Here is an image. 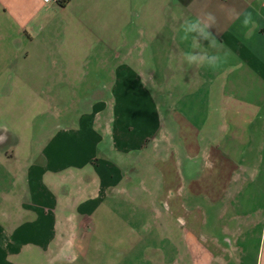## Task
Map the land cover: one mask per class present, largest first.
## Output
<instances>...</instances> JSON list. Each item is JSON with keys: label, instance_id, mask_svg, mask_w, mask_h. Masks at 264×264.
<instances>
[{"label": "crops", "instance_id": "obj_1", "mask_svg": "<svg viewBox=\"0 0 264 264\" xmlns=\"http://www.w3.org/2000/svg\"><path fill=\"white\" fill-rule=\"evenodd\" d=\"M80 1L65 0L61 5L45 0H0V51L50 44L46 35L59 14L57 9ZM153 2L162 6L157 19L176 21L166 32L147 31V36L154 37L145 43L152 53L171 37L167 51L178 55L175 62L158 66L162 69L159 91L150 89L157 70L148 62L133 61L130 48L126 61L119 60L114 72L115 108L105 111L107 105L99 103L83 115L78 133L87 128L80 141L89 149L81 160L70 157L71 149L79 144L76 137L66 135L74 130L59 126L45 145L43 160L38 150L35 153L34 160L42 166L26 162L20 176H0L5 188L0 189V197L15 205L14 215L6 217L18 228L9 235V244L32 242L48 264H75L76 246L88 243L85 228L97 215L98 201L127 193L133 199L156 197L159 205L154 210L174 218L162 225L171 234L174 254L188 264H264V0H148V10H155ZM205 13L216 20L209 31L232 53L215 71L189 66L183 58L188 45L181 40V24ZM246 13L253 14L257 26L242 27ZM144 16L153 18L148 13ZM202 44L207 47L209 41ZM70 62L63 64L69 67ZM171 77L186 86L198 85V91L207 87L203 98L208 101L207 127L202 130L209 132V139L201 142L203 131L189 118H172L171 108L164 104L168 93L163 85L171 83ZM218 82L222 88L216 101ZM215 115L223 119V125L212 128ZM190 116L195 119L198 114ZM93 127L101 134L93 133ZM11 134L6 128L0 130V154L7 158H14V149L22 145V139ZM11 139L12 146L6 148ZM88 139L93 140L91 147ZM105 139L108 150L95 159V150ZM74 169L80 171V181L89 179L87 172L94 174L79 192L72 190L69 173ZM185 175L191 178L186 186ZM20 178L25 188L8 189L10 180ZM185 195L190 197L191 208L183 201ZM200 197L205 205L198 203ZM5 206L1 209L9 211ZM205 209L213 217L208 224L201 221ZM205 226L217 229L221 237L212 233L205 237ZM178 231L179 237H174ZM0 238L5 240L1 227ZM166 253H159V264H168V259L179 264V256ZM14 254L19 253L12 250L9 257H18Z\"/></svg>", "mask_w": 264, "mask_h": 264}, {"label": "rangeland", "instance_id": "obj_2", "mask_svg": "<svg viewBox=\"0 0 264 264\" xmlns=\"http://www.w3.org/2000/svg\"><path fill=\"white\" fill-rule=\"evenodd\" d=\"M152 5L154 11L148 10V0H81L65 10L57 9L59 14L55 16L54 25L46 35L50 44L37 45L33 49L25 47L22 50L0 51V130L6 128L11 135L22 139V145L14 149V158L0 154L2 178L7 179L13 173L20 176L26 162L42 166L40 161L34 160L35 153L38 150L39 159H42L48 139L59 126L65 130L72 128L74 132L66 137L78 139L79 145L71 149L70 157L81 160L85 156V151L89 148H83V141L80 140L85 136L87 128L78 133L83 115L91 112L99 103L107 105L105 111L111 112L115 108L112 93L114 72L119 60L126 61L127 58H124L130 48L134 50L133 61L148 62L154 66V71L157 70L150 89L153 92L159 91L161 75L158 72L162 69L158 66L175 62L178 55L167 51L172 43L171 37L166 38L167 42H160L161 46L152 53V47H149L151 50L148 49L145 43L154 37L147 36V31L166 32L169 27L176 25V21L157 19L162 6L160 2H153ZM144 13L153 15V18H146ZM64 62H70L69 67ZM176 81L177 78L171 77V83L163 84L168 93L164 104L171 108L172 118L177 119L178 115H183L197 123V127L203 131L201 142L209 139V132L202 130L207 127L208 106L205 105L208 101L203 100L207 95V87L198 91V85L192 83L186 86ZM215 87L214 96L217 101L222 83H216L214 90ZM196 95L199 96L197 100L191 99ZM54 96L56 99L51 98ZM181 96L183 99H180ZM192 113H197L198 116L194 119L190 116ZM215 120L212 128L223 125V119L218 115H215ZM93 130V133L101 134L100 129L93 127ZM106 140L95 150V159L103 157L107 152ZM13 141L11 139L7 142L6 148L12 146ZM92 141L87 140L90 147ZM86 175L89 179L80 181L79 170L74 169L69 173L73 179L72 190H83V182H89L94 177L90 172ZM190 180L185 175L184 186ZM135 182L139 184V181ZM2 185L0 182V189L3 191L5 188ZM23 188L25 184L21 182V178L10 180L8 185V189L17 191ZM132 199L127 193H118L107 195L98 201L100 208L97 215L92 219V224L85 228L89 233L88 243L82 247L76 246L79 254L75 264H159L161 251L167 252L166 255L170 257L179 256V264H188L189 261L181 260L184 257L180 254H174L169 238L171 234L162 226L174 218L165 217L164 212L160 214L158 210H154L153 206L159 205L156 197ZM183 201L191 208L190 197L183 196ZM198 203L205 205L206 200L200 197ZM1 206L7 207L9 211L2 210ZM14 209L15 205L11 202L4 203L0 197V227L5 231V240L0 238V264H44L46 260L39 257L35 243L22 240L21 244L15 246L9 244V235L18 229L6 218L14 215ZM203 213L201 221L211 223L212 214L206 209ZM202 229L205 237L211 233L221 237L217 229L209 226ZM179 234L178 231L174 237H179ZM12 250L19 253L14 254L18 257H9ZM166 262L171 264L175 261L168 259ZM55 264L67 263L61 261Z\"/></svg>", "mask_w": 264, "mask_h": 264}, {"label": "clouds", "instance_id": "obj_3", "mask_svg": "<svg viewBox=\"0 0 264 264\" xmlns=\"http://www.w3.org/2000/svg\"><path fill=\"white\" fill-rule=\"evenodd\" d=\"M215 22V17L211 13L183 20L181 40L188 45V50L183 53V58L189 66L205 67L215 71L232 56L231 51L224 50V45L218 42L212 32L209 31ZM241 24L245 28L257 26L252 13H246ZM205 40L209 41L207 47L202 44V41ZM208 49H212V51H208Z\"/></svg>", "mask_w": 264, "mask_h": 264}, {"label": "built area", "instance_id": "obj_4", "mask_svg": "<svg viewBox=\"0 0 264 264\" xmlns=\"http://www.w3.org/2000/svg\"><path fill=\"white\" fill-rule=\"evenodd\" d=\"M47 3H49V2H58V3H60L62 0H45Z\"/></svg>", "mask_w": 264, "mask_h": 264}, {"label": "trees", "instance_id": "obj_5", "mask_svg": "<svg viewBox=\"0 0 264 264\" xmlns=\"http://www.w3.org/2000/svg\"><path fill=\"white\" fill-rule=\"evenodd\" d=\"M64 2H65V0H62V1L60 2V4H61V5H64Z\"/></svg>", "mask_w": 264, "mask_h": 264}]
</instances>
